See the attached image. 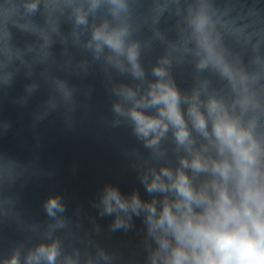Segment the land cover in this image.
Segmentation results:
<instances>
[{
    "label": "clouds",
    "instance_id": "1",
    "mask_svg": "<svg viewBox=\"0 0 264 264\" xmlns=\"http://www.w3.org/2000/svg\"><path fill=\"white\" fill-rule=\"evenodd\" d=\"M185 67L182 89L174 70ZM96 70L104 126L135 138L122 152L149 198L106 183L92 207L113 218L110 233L140 219L142 252L106 248L100 225H74L58 192L42 203L44 222L26 220L6 189L35 173L0 153V223L25 233L0 264H264V0H0V99L19 78V108L45 93L33 128L59 113L72 129L93 89L70 78ZM11 127L0 119V136Z\"/></svg>",
    "mask_w": 264,
    "mask_h": 264
},
{
    "label": "water",
    "instance_id": "2",
    "mask_svg": "<svg viewBox=\"0 0 264 264\" xmlns=\"http://www.w3.org/2000/svg\"><path fill=\"white\" fill-rule=\"evenodd\" d=\"M173 23L162 20V30H171ZM53 51L59 56L60 46L56 45ZM159 54L160 49L156 48L144 57L146 69ZM190 71L187 67L174 70L180 88L189 87ZM70 81L84 89H93L91 99L86 102L88 107L78 109L76 124L72 129L65 127L59 113L32 127L31 114L45 93H37L25 109L13 104L12 97L23 92L26 83L23 78L17 80L8 96L0 99V119L12 124L7 134L0 136V153L29 164L30 171L35 173L26 180L19 179L6 192L19 197L17 207L22 216L36 223L47 219L42 207L46 196L58 192L64 198L66 215L74 225L79 223L84 230H89L95 220L101 227L98 238L106 248L123 253L126 259L139 256L142 252V221L134 218L135 227L127 233H110L108 228L113 218H100L92 207L98 191L106 183L118 185L124 193L139 190L142 198H149L122 152L126 146L139 145L128 129L104 126L103 121L110 116V104L103 74L99 70L86 77H72ZM79 99L83 100V97ZM24 239L25 233L19 231L14 222L0 223V252H6L13 244Z\"/></svg>",
    "mask_w": 264,
    "mask_h": 264
}]
</instances>
